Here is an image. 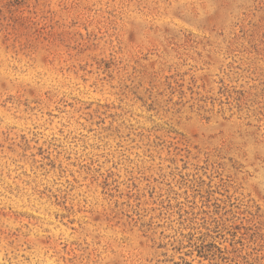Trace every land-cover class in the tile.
Listing matches in <instances>:
<instances>
[{
	"label": "rangeland",
	"instance_id": "rangeland-1",
	"mask_svg": "<svg viewBox=\"0 0 264 264\" xmlns=\"http://www.w3.org/2000/svg\"><path fill=\"white\" fill-rule=\"evenodd\" d=\"M0 264H264V0H0Z\"/></svg>",
	"mask_w": 264,
	"mask_h": 264
}]
</instances>
